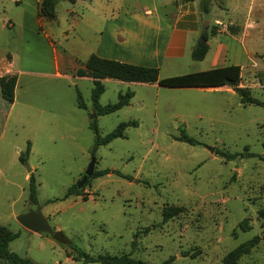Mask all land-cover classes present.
Wrapping results in <instances>:
<instances>
[{"label": "rangeland", "instance_id": "rangeland-1", "mask_svg": "<svg viewBox=\"0 0 264 264\" xmlns=\"http://www.w3.org/2000/svg\"><path fill=\"white\" fill-rule=\"evenodd\" d=\"M21 1L0 0V54L8 50L18 69L54 72L55 60L78 50L73 15L87 13L76 6L69 17L65 10L71 5L58 0L52 24L43 19L37 33L19 36L6 26L22 8L32 12L28 0ZM224 2L229 11L213 7L214 16L225 24L242 22L243 3ZM263 5L255 0V11ZM253 36L255 44L244 46L254 65L239 37L226 41L237 52L234 61L250 65L243 67L242 84L261 105H242L237 95L213 90L196 98L195 108L178 109L152 88L106 79L100 107L128 91L134 96L128 106L96 117L93 83L79 81L65 67L59 72L68 79L19 76L13 104L0 108V227L17 235L9 251L33 264H100L68 257L79 251L92 257L129 255L147 264L170 258L168 264H222L227 253L257 236L258 244L238 264H264V221L258 217L264 208V28ZM94 120L100 137L121 123L137 126L92 154ZM182 130L194 145L177 140ZM27 143L31 151L21 163ZM220 153L237 157L227 160ZM92 157L94 172L107 174L88 178L78 189L81 195L64 198ZM30 174L37 205L28 200ZM171 206L184 211L163 223V210ZM36 208L70 246L19 225L17 216Z\"/></svg>", "mask_w": 264, "mask_h": 264}, {"label": "crops", "instance_id": "crops-1", "mask_svg": "<svg viewBox=\"0 0 264 264\" xmlns=\"http://www.w3.org/2000/svg\"><path fill=\"white\" fill-rule=\"evenodd\" d=\"M11 1L15 3L14 0ZM40 1L28 0L25 5L26 7L30 6L32 12L22 8L17 20H9L6 28L15 29V34H19V36H22L27 30L34 34L39 29L41 30V20L43 19L37 16ZM65 1L71 5L65 10L67 16L70 17L74 14L75 9L72 7L76 6L81 12L86 11L87 13L86 17L84 13H81L82 17L75 14L72 19L73 30L78 31V34L75 31L78 39V50L69 56H60V61L59 59L55 60L54 72L51 73L18 69L8 50L1 51L0 77L15 75L17 78L16 86L21 75L68 79L66 74L59 72L61 67H65L79 81L92 82L91 78L77 77L75 74L77 70L84 68L88 57L94 54L102 59L158 69L159 78L197 73L227 66H239L241 75L239 87L244 88L242 84L243 67L249 64L234 61L237 52L233 51L231 44L226 41L227 36L239 37L240 42H244L241 44L242 52L249 63L254 65L255 63L251 60L252 54L244 44L246 45V41L249 45L250 43L255 44L253 33L264 28V22L261 19L264 5L256 7L255 11V0H236L244 5L242 8L244 19L240 23L227 20L226 24L215 17L212 12V8L216 7L218 10L227 13L229 9L224 0H210L208 14L211 15V20L206 32L208 34V50L203 60L195 62L191 61V51L197 46L202 35L203 15L205 14L202 11V0L189 3H183L181 0H74L72 3L68 0ZM21 3L22 1L19 0L15 4ZM253 12L255 16H252ZM216 21L223 25L224 32H219V27L215 25ZM47 22L52 24L53 20H47ZM4 28L2 25L1 29ZM43 39L51 48L49 38L44 35ZM190 62H193V65ZM136 84L156 90L164 99H167V103L176 106L178 109L195 108V99L202 98L204 94L213 90H224L230 94H235L230 87L226 86L220 88L164 89L156 83ZM5 103L0 94V108H4ZM7 116L5 115L4 119Z\"/></svg>", "mask_w": 264, "mask_h": 264}, {"label": "trees", "instance_id": "trees-1", "mask_svg": "<svg viewBox=\"0 0 264 264\" xmlns=\"http://www.w3.org/2000/svg\"><path fill=\"white\" fill-rule=\"evenodd\" d=\"M73 2L74 0H68ZM183 3L193 2L195 0H181ZM58 0H41L38 5L37 16L45 20H54L56 17L55 6ZM210 0H202V11L203 13H209ZM205 43L200 46H195L191 51V60L199 62L205 57L208 45V34L203 36ZM77 77H88L92 79L93 89L91 92V101L95 116L107 115L115 113L129 105L134 94L130 91L125 94H119L116 103L100 107L98 101L100 96L104 92L102 81L105 79H112L125 83H141V84H153L156 83L158 86L163 88H220L230 87L235 94L239 97L242 105H261L260 102L251 97L250 92L247 88L239 87L241 82L240 67L239 66H227L222 68L211 69L207 71L189 73L185 75L173 76L168 78H159L158 69L135 66L125 63H120L114 60H107L97 57L91 54L84 64L83 69L77 70ZM17 78L15 75H5L0 77V94L2 99L12 104L14 102V90L16 86ZM78 105L80 107L83 104L78 97ZM136 127L135 121L119 124L115 130L110 132L104 137H100L98 134L97 125L95 120L90 124L91 130L94 134V142L91 153L93 154L99 146L108 145L114 139L124 138V130L128 127ZM178 141L194 145L195 141L188 137L184 130L181 131L180 136L177 138ZM30 154V144L27 143L24 152L19 153V161L25 163ZM221 157L227 160L234 159L237 155L220 153ZM250 156H252L250 154ZM107 173L94 172L92 178L101 177ZM81 191L77 189L76 185L70 187L64 198L69 196H79ZM28 200L31 204L37 205L36 197V181L32 174L29 175L28 179ZM184 211L183 207H168L163 210V223H166L170 219L179 216ZM259 219L264 221V208L258 211ZM245 222V221H242ZM242 225V224H240ZM149 229L146 228L145 232ZM17 235L12 233L10 230L4 227H0V264H33L26 258L19 257L15 253L9 251L8 245ZM259 237H253L251 240L239 245L229 253H227L222 259V264H238L239 259L250 253V251L258 244ZM71 257L72 260H82L85 263H100V264H147L141 260L131 258L129 255H98L95 257L88 256L82 252H77L76 257ZM172 258L165 261L163 264H168Z\"/></svg>", "mask_w": 264, "mask_h": 264}, {"label": "water", "instance_id": "water-1", "mask_svg": "<svg viewBox=\"0 0 264 264\" xmlns=\"http://www.w3.org/2000/svg\"><path fill=\"white\" fill-rule=\"evenodd\" d=\"M210 20H211L210 14L206 13L203 15L202 35L198 40L197 46H200L201 44L205 43V39L203 38V36L207 32V27L209 25ZM94 165H95V158L92 157L90 163L88 164L85 170L84 177L76 184L77 189H80L86 183L87 178L92 177L94 173ZM28 172H31V169L28 168ZM16 221L23 229L29 232L49 235L55 242L63 246L71 245V242L68 239H66L60 232H54L51 229L47 220L42 216L39 208L18 215Z\"/></svg>", "mask_w": 264, "mask_h": 264}, {"label": "built area", "instance_id": "built-area-1", "mask_svg": "<svg viewBox=\"0 0 264 264\" xmlns=\"http://www.w3.org/2000/svg\"><path fill=\"white\" fill-rule=\"evenodd\" d=\"M14 2L17 3V2H19V0H14ZM215 25L219 27V32L220 33L225 31V28L223 27V25L220 22L216 21Z\"/></svg>", "mask_w": 264, "mask_h": 264}, {"label": "flooded vegetation", "instance_id": "flooded-vegetation-1", "mask_svg": "<svg viewBox=\"0 0 264 264\" xmlns=\"http://www.w3.org/2000/svg\"><path fill=\"white\" fill-rule=\"evenodd\" d=\"M84 177V175H82V178ZM88 179V178H87ZM87 181V180H86Z\"/></svg>", "mask_w": 264, "mask_h": 264}]
</instances>
